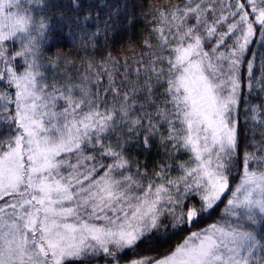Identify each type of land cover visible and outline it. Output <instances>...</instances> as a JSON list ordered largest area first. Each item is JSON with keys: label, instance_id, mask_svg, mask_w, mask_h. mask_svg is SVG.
<instances>
[{"label": "snow or ice", "instance_id": "6c2138e0", "mask_svg": "<svg viewBox=\"0 0 264 264\" xmlns=\"http://www.w3.org/2000/svg\"><path fill=\"white\" fill-rule=\"evenodd\" d=\"M0 264H264V0H0Z\"/></svg>", "mask_w": 264, "mask_h": 264}, {"label": "trees", "instance_id": "16d2710c", "mask_svg": "<svg viewBox=\"0 0 264 264\" xmlns=\"http://www.w3.org/2000/svg\"><path fill=\"white\" fill-rule=\"evenodd\" d=\"M148 2H155L157 4H177V3H181L183 2V0H148ZM142 30H143V22H139L137 23V25L134 28H128L127 29V36L129 38L135 37V38H139L142 34ZM133 43H135V41H133ZM125 46H127V42H125ZM129 55H131V53H129ZM141 159H143V157H141Z\"/></svg>", "mask_w": 264, "mask_h": 264}]
</instances>
